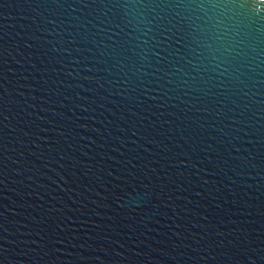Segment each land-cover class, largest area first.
I'll use <instances>...</instances> for the list:
<instances>
[{"label":"water","instance_id":"95a60500","mask_svg":"<svg viewBox=\"0 0 264 264\" xmlns=\"http://www.w3.org/2000/svg\"><path fill=\"white\" fill-rule=\"evenodd\" d=\"M0 264H264V0H0Z\"/></svg>","mask_w":264,"mask_h":264}]
</instances>
